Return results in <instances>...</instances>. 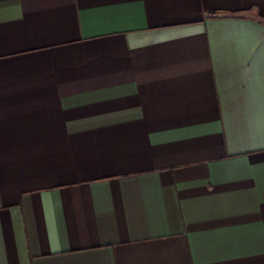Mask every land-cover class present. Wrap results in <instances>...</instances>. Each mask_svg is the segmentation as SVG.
Masks as SVG:
<instances>
[{"label": "crops", "instance_id": "0c3cea01", "mask_svg": "<svg viewBox=\"0 0 264 264\" xmlns=\"http://www.w3.org/2000/svg\"><path fill=\"white\" fill-rule=\"evenodd\" d=\"M0 264H264V0H0Z\"/></svg>", "mask_w": 264, "mask_h": 264}]
</instances>
